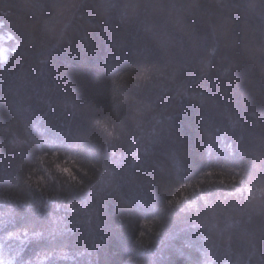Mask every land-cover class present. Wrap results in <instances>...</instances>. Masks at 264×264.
Segmentation results:
<instances>
[{"label": "trees", "instance_id": "trees-1", "mask_svg": "<svg viewBox=\"0 0 264 264\" xmlns=\"http://www.w3.org/2000/svg\"><path fill=\"white\" fill-rule=\"evenodd\" d=\"M0 264H264V0H0Z\"/></svg>", "mask_w": 264, "mask_h": 264}]
</instances>
